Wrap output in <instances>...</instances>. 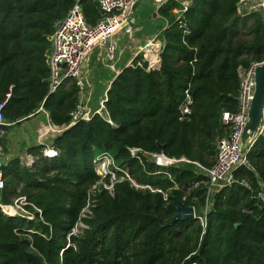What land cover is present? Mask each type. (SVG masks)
<instances>
[{
    "label": "trees",
    "instance_id": "16d2710c",
    "mask_svg": "<svg viewBox=\"0 0 264 264\" xmlns=\"http://www.w3.org/2000/svg\"><path fill=\"white\" fill-rule=\"evenodd\" d=\"M239 2L193 0L184 26L171 17L177 4L168 2L160 9L169 27L158 69L125 68L107 91L106 116L96 114L54 138L56 156L43 154L49 144L35 145L27 150L31 166L20 157L3 165L1 203L25 196L42 210L43 222L8 217L0 208V264H264L263 134L232 183L215 195L204 223V175L192 164L163 166L130 152L186 158L207 169L215 164L217 141L229 132L222 114L237 108L238 69L264 62L262 14L242 16ZM73 4L0 0V103L11 92L4 109L9 124L19 125L41 108L54 125L70 124L79 87L67 79L49 93L46 53L56 23ZM81 4L95 24L97 0ZM186 91L192 113L183 116ZM101 152H113L139 185L155 192L128 182L116 184L114 195L101 189L94 217L86 220L89 229L70 236L100 179L94 160ZM179 202L194 207L197 218L166 226Z\"/></svg>",
    "mask_w": 264,
    "mask_h": 264
},
{
    "label": "built area",
    "instance_id": "2783aa9c",
    "mask_svg": "<svg viewBox=\"0 0 264 264\" xmlns=\"http://www.w3.org/2000/svg\"><path fill=\"white\" fill-rule=\"evenodd\" d=\"M140 1L141 0H97L100 17L95 24H90L86 19L81 0H74V4L66 17L56 23L55 30L49 38L50 48L46 53V64L49 69V93H55L67 79H72L77 82L80 90V99L76 109L70 114L71 122L69 125L56 126L52 122L48 124L46 128L50 129V135L53 139L80 121H89L96 114L103 116L102 111L105 109L107 98L100 103L99 108L94 112L87 107L88 100L86 90L90 86L88 82L90 78L88 64L93 53L104 46H106V59L108 61H114L116 49L113 42L122 32L130 36L134 34L135 27L132 20L135 9ZM153 2L158 9H161L168 2H175L177 7H175L171 13L175 17V20L182 24V19L192 5L193 0H153ZM238 12L242 16L252 13H261L264 20V0H240ZM182 26H184V24H182ZM185 33L188 32L185 31ZM109 42L113 44L107 45ZM152 43L149 50H142L136 54L137 60L133 65L144 67L146 64L148 71L160 67L161 53L164 46H156L155 42ZM140 53L143 54L142 57H140ZM262 63L255 64L249 69H244L242 67L238 69L240 88L237 96V108L235 111H224L222 114V121L228 126L229 132L218 139L216 161L211 168H204L200 164L193 163L186 158L175 159L169 158L163 154H148L143 152L140 148L130 149L132 155L142 154L146 157L158 158V160L163 158L167 163L172 165L178 163H191L199 165L203 169L204 172L200 174L207 178V182L205 183L207 191L203 217H200L202 223L205 222V216L214 205L215 195L232 183L233 174L236 169L246 163L247 153L242 152L240 141L255 94V68ZM11 96V92H8L5 99L0 103V127L8 125L4 117V109L11 99ZM192 103L193 99L188 91H186V101L181 107L183 116L192 113ZM40 110L42 111L43 109L41 108ZM263 131L264 121L262 134ZM43 154L47 157H54L57 155V151L50 144L47 149L43 151ZM33 162L34 158L29 155L26 164L31 166ZM0 164H5L1 130ZM2 167H0V193L5 186ZM94 168L100 179L89 190L87 203L82 209L80 218L70 236H78L86 229H89L86 220L94 217L92 209L96 206V194L101 189H105L111 195H114L116 184L128 182L136 189H149L155 192V190L149 186L139 185L132 178L129 169L126 166L120 165L109 152H101L99 156H96ZM166 196L167 195H165V197ZM0 208L2 213L8 217L20 218L32 222H43L42 210L31 203L25 196L16 198L11 204H2L0 200Z\"/></svg>",
    "mask_w": 264,
    "mask_h": 264
},
{
    "label": "rangeland",
    "instance_id": "374dc122",
    "mask_svg": "<svg viewBox=\"0 0 264 264\" xmlns=\"http://www.w3.org/2000/svg\"><path fill=\"white\" fill-rule=\"evenodd\" d=\"M136 21L134 34L131 36L122 32L121 35L124 36V45L123 50L125 52H132L133 54H137L139 51H142L144 47L153 44L152 40L148 41L151 34H155L157 39H160V34L163 32V27L169 21L160 14V9L157 8L156 4H154L153 0H141L136 7V11L134 14ZM171 17L174 19L175 17L171 13ZM143 27V29H142ZM144 37V38H143ZM139 38L141 39L140 42ZM157 39L155 41H157ZM146 40V41H145ZM136 42H140L136 44ZM116 46V45H115ZM134 46V50L132 49ZM97 58V53L95 54ZM143 54L140 53V57ZM149 57V56H148ZM92 58V57H91ZM95 66L97 69L94 70L95 82L93 83L92 76L89 78V85H95V95L92 98L90 92L91 87L89 86L86 90L87 94V107L91 109V111H95L91 107V101L93 99V103L97 102L98 96L104 92V87L98 83L100 73L107 72L104 65L100 61L95 62ZM88 94L89 97H88ZM100 105V104H99ZM106 109L102 111L103 116H106ZM39 113H36L33 117H30L28 120L23 121L21 124H9L7 121V126H10L7 131H2V142L4 146V161L8 162L9 160L20 157L22 162L26 164L29 155L27 154V150L30 147L35 145H41V143L52 144L50 131H47L46 128L49 124V116L47 112L44 110H39ZM46 125V126H45ZM264 134V131H263ZM113 155V152H110ZM100 153H96V156H99ZM150 161H154L156 163H160L163 166H172V164L167 163V161L163 158L158 160V158L149 157ZM158 161H157V160ZM156 160V161H155ZM158 163V164H159ZM191 163H178L176 165H185ZM193 169L196 170L197 173L204 172L203 169L196 164H192ZM184 167V166H183Z\"/></svg>",
    "mask_w": 264,
    "mask_h": 264
},
{
    "label": "crops",
    "instance_id": "0c3cea01",
    "mask_svg": "<svg viewBox=\"0 0 264 264\" xmlns=\"http://www.w3.org/2000/svg\"><path fill=\"white\" fill-rule=\"evenodd\" d=\"M136 11V9H135ZM135 14V12H134ZM164 18V17H163ZM136 21L137 19L135 18V16H133V20L132 22H134V27L136 26ZM169 27V21L167 22V24L163 27V32L159 35L160 36V39L156 37L155 34H151L149 38L151 39H148V41L152 40V42H155V45L156 46H164V31ZM143 29V27H142ZM144 38V37H143ZM124 39V36L123 35H118L115 39V41L113 42L115 46V49H116V52H115V59L114 61H108L105 57L106 55V46L102 47L101 49H97L93 55H92V58L88 64V70H89V76L91 78L92 76V80H93V83L95 82V74H94V70L97 69V66H95V62L96 61H100L105 67V69H107V72L103 73L101 72L100 73V76H99V80H98V83L102 85V87H104V92L102 94H100L98 96V100L97 102L93 103V99L91 101V107L93 109H98L99 108V104L107 98V91L110 89L111 87V84L112 82L117 78V76L127 67L129 66H132L133 63H135V61L137 60V57H136V54L134 53H130V52H125L122 48H123V41ZM157 39V41H155ZM141 39L139 38V41ZM146 41V40H145ZM142 42V41H140ZM140 42H136V44L140 43ZM112 42H109L107 43V45L109 44H113ZM134 46H132V49L134 50L133 48ZM97 53V58L95 56V54ZM149 56V54H148ZM152 56V54H151ZM150 58V56H149ZM91 89H90V94L92 96V98H94V95H95V85H90ZM88 94V97L89 95ZM95 110V111H96ZM39 113V112H37ZM48 114V113H47ZM35 115V114H33ZM32 115V117H33ZM31 116V115H30ZM49 116V114H48ZM30 118V117H28ZM50 118V117H49ZM49 123L51 122V119L48 120ZM46 126V125H45ZM51 140H53V138L51 137ZM44 143H41V145H43ZM6 163V162H5ZM27 165V164H26Z\"/></svg>",
    "mask_w": 264,
    "mask_h": 264
},
{
    "label": "water",
    "instance_id": "95a60500",
    "mask_svg": "<svg viewBox=\"0 0 264 264\" xmlns=\"http://www.w3.org/2000/svg\"><path fill=\"white\" fill-rule=\"evenodd\" d=\"M255 94L251 103L248 120L245 125L240 147L243 153H248L254 142L262 135L263 121H264V63L255 68ZM34 116V115H33ZM29 117H32L29 116ZM27 118L23 119L26 120ZM21 120V121H23ZM54 147V144L52 145ZM159 151L164 147L158 143ZM3 164H0L2 167ZM196 212L194 207H189L183 202H179L177 207V214L171 219L166 226H173L177 222L196 219Z\"/></svg>",
    "mask_w": 264,
    "mask_h": 264
},
{
    "label": "bare ground",
    "instance_id": "6f19581e",
    "mask_svg": "<svg viewBox=\"0 0 264 264\" xmlns=\"http://www.w3.org/2000/svg\"><path fill=\"white\" fill-rule=\"evenodd\" d=\"M149 47H150V45L144 47L143 50H149ZM47 131H50V129L48 128Z\"/></svg>",
    "mask_w": 264,
    "mask_h": 264
}]
</instances>
